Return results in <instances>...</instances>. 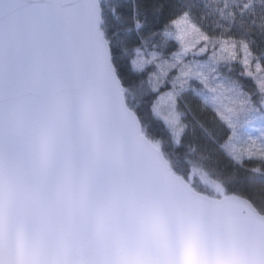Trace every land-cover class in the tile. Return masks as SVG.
Returning a JSON list of instances; mask_svg holds the SVG:
<instances>
[{
    "label": "snow or ice",
    "instance_id": "1",
    "mask_svg": "<svg viewBox=\"0 0 264 264\" xmlns=\"http://www.w3.org/2000/svg\"><path fill=\"white\" fill-rule=\"evenodd\" d=\"M0 264H264V0H0Z\"/></svg>",
    "mask_w": 264,
    "mask_h": 264
}]
</instances>
